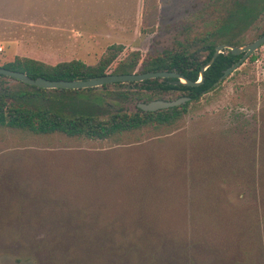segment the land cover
<instances>
[{"label": "rangeland", "instance_id": "rangeland-1", "mask_svg": "<svg viewBox=\"0 0 264 264\" xmlns=\"http://www.w3.org/2000/svg\"><path fill=\"white\" fill-rule=\"evenodd\" d=\"M230 1L0 0V66L94 65L113 44L148 59L221 24ZM263 33L264 12L235 45ZM252 55L173 127L118 140L0 127V264H264V45ZM146 92L121 82L34 102L104 118Z\"/></svg>", "mask_w": 264, "mask_h": 264}, {"label": "trees", "instance_id": "trees-1", "mask_svg": "<svg viewBox=\"0 0 264 264\" xmlns=\"http://www.w3.org/2000/svg\"><path fill=\"white\" fill-rule=\"evenodd\" d=\"M223 22L214 26L206 34L177 40L171 49H166L154 57L143 58L140 51H132L125 58L119 56L123 51L122 45L113 44L102 54L99 61L87 64L80 59H71L51 64L39 59L17 55L13 61L2 66L27 73L36 79L44 77L51 80L87 79L105 74L134 73L170 70L177 71L193 81L200 78L201 68L209 62L216 46L222 43L241 44L236 37L244 29L252 25L264 12V0H231L226 7ZM204 48L206 57L198 53ZM241 55H234L228 49L216 57L215 61L204 72V79L198 86L175 84V78H153L142 81L148 98L155 95L172 92H184L182 96H190V101L157 111H145L140 107L135 112L120 110L100 117L95 111L83 110L70 106L51 107L35 104V99L42 97L49 89L26 84L22 81L0 75V127L25 130L35 134L62 133L70 137H86L89 139L118 140L126 133L148 128L150 126H169L178 124L188 111L189 105L200 100L206 93L215 91L221 84L214 83L223 75L226 68L234 64ZM256 56L251 55V59ZM12 79L22 85L20 90L10 86ZM23 87L33 89L28 92ZM106 87V85H103ZM50 89L63 90L71 93L95 89ZM63 93V92H62ZM26 96L28 98H26ZM143 96V95H141ZM144 97H140L142 99ZM74 103V102H73ZM261 205L259 204V212ZM258 220L260 215L256 214Z\"/></svg>", "mask_w": 264, "mask_h": 264}, {"label": "water", "instance_id": "water-1", "mask_svg": "<svg viewBox=\"0 0 264 264\" xmlns=\"http://www.w3.org/2000/svg\"><path fill=\"white\" fill-rule=\"evenodd\" d=\"M263 45L264 34L256 38L252 42L244 45H235L227 43L217 45L216 51L212 59L201 68L200 78L198 81H193L180 72L170 70L134 72L124 74L109 73L102 76L90 77L87 79L51 80L44 77H38L34 79L25 72L12 70L5 66H0V75L14 78L26 84L45 89H86L99 87L106 84H113L117 82H138L153 78H175L176 80L173 81L175 84L182 83L189 86H198L202 83L204 79V72L206 71V69L215 61L216 57L223 51V49L230 50L231 53L234 55L242 54L238 61H236L234 64L224 70L223 75L214 83V86H217L231 73L237 70L249 58V56H251ZM190 99V96H180L176 99H154L149 102L141 101L137 104V107H140L145 111H157L160 109H166L173 106L181 105L187 101H190Z\"/></svg>", "mask_w": 264, "mask_h": 264}, {"label": "flooded vegetation", "instance_id": "flooded-vegetation-1", "mask_svg": "<svg viewBox=\"0 0 264 264\" xmlns=\"http://www.w3.org/2000/svg\"><path fill=\"white\" fill-rule=\"evenodd\" d=\"M263 34H264V33H263ZM263 34H262V35H263ZM119 83H121V82H117L116 84H119ZM107 85H108V84H106V86H107Z\"/></svg>", "mask_w": 264, "mask_h": 264}]
</instances>
